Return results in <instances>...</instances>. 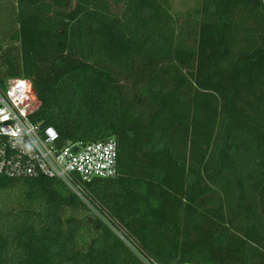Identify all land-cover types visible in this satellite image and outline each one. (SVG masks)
I'll use <instances>...</instances> for the list:
<instances>
[{"label": "trees", "instance_id": "trees-1", "mask_svg": "<svg viewBox=\"0 0 264 264\" xmlns=\"http://www.w3.org/2000/svg\"><path fill=\"white\" fill-rule=\"evenodd\" d=\"M171 3L16 0L0 21V83H31V120L117 145L89 205L0 178V264H264V2Z\"/></svg>", "mask_w": 264, "mask_h": 264}, {"label": "built area", "instance_id": "built-area-1", "mask_svg": "<svg viewBox=\"0 0 264 264\" xmlns=\"http://www.w3.org/2000/svg\"><path fill=\"white\" fill-rule=\"evenodd\" d=\"M38 107L39 102L28 80L10 79L4 85L0 83V178L56 179L89 205L84 184L117 175L115 140L61 145L59 135L52 127L31 120ZM112 229L134 250L122 231ZM142 261L159 264L144 257Z\"/></svg>", "mask_w": 264, "mask_h": 264}, {"label": "rangeland", "instance_id": "rangeland-1", "mask_svg": "<svg viewBox=\"0 0 264 264\" xmlns=\"http://www.w3.org/2000/svg\"><path fill=\"white\" fill-rule=\"evenodd\" d=\"M198 0H172L171 3V13L173 16H178L186 11L192 9L196 2ZM15 2L16 0H0V21L3 23V20L10 19L12 14L14 13L15 8ZM264 2V0H263ZM117 9V7L115 8ZM0 22V23H1ZM9 29L7 27H3V25L0 26V45H6L8 41L4 35V32L6 31L7 34L9 33ZM12 30V29H11ZM13 45V44H12ZM16 199V195L13 193L3 192L0 193V205H11L14 203V200Z\"/></svg>", "mask_w": 264, "mask_h": 264}]
</instances>
